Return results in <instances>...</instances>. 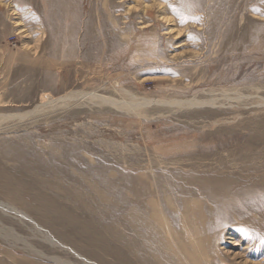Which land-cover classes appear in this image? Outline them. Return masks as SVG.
Returning <instances> with one entry per match:
<instances>
[{"label": "rangeland", "instance_id": "obj_1", "mask_svg": "<svg viewBox=\"0 0 264 264\" xmlns=\"http://www.w3.org/2000/svg\"><path fill=\"white\" fill-rule=\"evenodd\" d=\"M0 201L66 247L0 264H264V0H0Z\"/></svg>", "mask_w": 264, "mask_h": 264}, {"label": "bare ground", "instance_id": "obj_2", "mask_svg": "<svg viewBox=\"0 0 264 264\" xmlns=\"http://www.w3.org/2000/svg\"><path fill=\"white\" fill-rule=\"evenodd\" d=\"M74 96V93L73 92H70V93H66L63 97H53L51 95H41L40 96V100H39V103L34 107L32 108L31 110H26V111H22V112H19V113H16V114H10V115H4L2 116L1 118H8V117H17L19 119L21 118H24L30 114H32L33 112H36L38 110H41V109H44L49 106L53 107V105L55 104H63V103H66V100H68L69 98L71 99V97ZM102 99V102H107V103H110L112 105H116V102L111 99V98H107V97H103L101 98ZM101 102V101H100ZM162 102H165V101H162ZM169 103H175V104H178V105H184V106H191V105H194V104H197V105H200V106H203L205 104H214V100L213 99H209L208 101H199V100H196L195 98H191V99H187V100H177V101H168ZM124 103L126 105H130L128 101H125L124 100ZM167 103V101H166ZM204 103V104H203ZM140 109V108H139ZM0 209L6 213L8 215V217L12 215H15V217H17V219L19 221H22V223H26V224H29L31 225V228L34 229V231H36V233H38L41 238H43V240L45 242H48L50 243L49 245L50 246H57L59 249H65L66 247H64V245H62L61 243H59L58 241H56L53 236L48 232L46 231V229H44L41 225H39L38 223H36L34 220H32L30 217H28L27 215H24L21 211H19L15 206H12L10 204H7V203H3L0 201ZM10 215V216H9ZM3 231L5 229H2ZM1 231V229H0ZM2 232H0L1 234ZM4 234V232H3ZM7 234V232H6ZM66 250V249H65Z\"/></svg>", "mask_w": 264, "mask_h": 264}]
</instances>
